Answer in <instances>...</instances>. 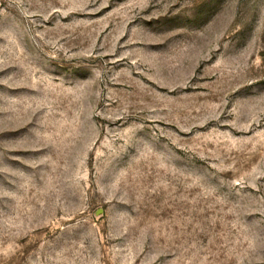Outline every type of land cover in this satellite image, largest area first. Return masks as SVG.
Segmentation results:
<instances>
[{
  "label": "rangeland",
  "instance_id": "rangeland-1",
  "mask_svg": "<svg viewBox=\"0 0 264 264\" xmlns=\"http://www.w3.org/2000/svg\"><path fill=\"white\" fill-rule=\"evenodd\" d=\"M0 264H264V0H0Z\"/></svg>",
  "mask_w": 264,
  "mask_h": 264
}]
</instances>
